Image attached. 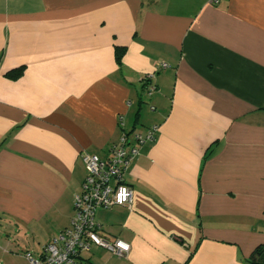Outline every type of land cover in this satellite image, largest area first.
Wrapping results in <instances>:
<instances>
[{"label": "crops", "instance_id": "0c3cea01", "mask_svg": "<svg viewBox=\"0 0 264 264\" xmlns=\"http://www.w3.org/2000/svg\"><path fill=\"white\" fill-rule=\"evenodd\" d=\"M154 124L125 174L132 207L96 213L130 251L93 245L83 264H252L264 0H0V264H30L70 225L83 152Z\"/></svg>", "mask_w": 264, "mask_h": 264}, {"label": "built area", "instance_id": "2783aa9c", "mask_svg": "<svg viewBox=\"0 0 264 264\" xmlns=\"http://www.w3.org/2000/svg\"><path fill=\"white\" fill-rule=\"evenodd\" d=\"M209 1L219 4L222 0ZM160 65L168 66L167 63ZM154 90L155 87L149 85L150 95ZM122 119L120 122L123 124ZM158 130L159 125L154 124L144 133L124 131L119 142L111 148L108 157L82 153L87 174L81 192L75 197V213L71 223L44 245L39 258L28 254L30 264H83L82 254L89 252L93 245L106 248L118 256L128 254L131 249L128 242L120 238L110 239L100 234L96 213L99 208L132 207L134 189L125 179L126 171L136 156L141 153L142 148L156 140Z\"/></svg>", "mask_w": 264, "mask_h": 264}, {"label": "trees", "instance_id": "16d2710c", "mask_svg": "<svg viewBox=\"0 0 264 264\" xmlns=\"http://www.w3.org/2000/svg\"><path fill=\"white\" fill-rule=\"evenodd\" d=\"M120 57H121V53H120L119 50H118V60H120ZM149 80H150V79H148V80L144 83V85H143V88H144V89L147 87V85H148V83H149ZM148 89H149V85H148V87H147V91H148ZM263 250H264V244L259 245V246L255 249V251L253 252L252 256L250 257V262H251L252 264H264V261L261 259V255H262Z\"/></svg>", "mask_w": 264, "mask_h": 264}, {"label": "rangeland", "instance_id": "374dc122", "mask_svg": "<svg viewBox=\"0 0 264 264\" xmlns=\"http://www.w3.org/2000/svg\"><path fill=\"white\" fill-rule=\"evenodd\" d=\"M143 98H144V100H145L146 103H148V104L150 103V100L151 99H150V97L147 94L144 93L143 94Z\"/></svg>", "mask_w": 264, "mask_h": 264}]
</instances>
